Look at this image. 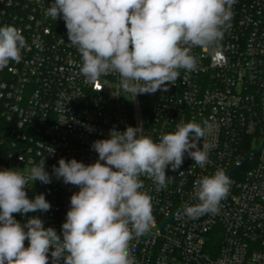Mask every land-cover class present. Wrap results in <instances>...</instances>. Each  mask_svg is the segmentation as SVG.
<instances>
[{"label": "built area", "instance_id": "obj_1", "mask_svg": "<svg viewBox=\"0 0 264 264\" xmlns=\"http://www.w3.org/2000/svg\"><path fill=\"white\" fill-rule=\"evenodd\" d=\"M52 3L0 0V26L20 29L28 45L19 63L0 69V171L26 174L44 161L51 176L49 184L26 188L29 199L44 194L50 210L15 213V219L23 224L38 216L63 239L70 198L79 188L53 174L60 158L94 163L93 142L109 138L113 127L142 126L158 142L180 121L202 127L207 121L204 166L186 152L180 168H166L165 189L141 177L142 191L152 197L153 221L131 242L135 264H264V0H236L223 38L191 49L194 70L180 69L166 92L135 96L122 89L116 73L86 82L62 16L45 14ZM203 143L200 138L198 147ZM217 169L232 181L219 212L184 215L186 205L198 203L194 182Z\"/></svg>", "mask_w": 264, "mask_h": 264}, {"label": "clouds", "instance_id": "obj_2", "mask_svg": "<svg viewBox=\"0 0 264 264\" xmlns=\"http://www.w3.org/2000/svg\"><path fill=\"white\" fill-rule=\"evenodd\" d=\"M235 2L54 0L45 14L54 20L62 16L69 44L80 53L79 72L86 82L94 84L101 76L116 73L122 89L135 96L166 92L168 84L180 77V69L194 70L197 61L191 49L212 46L223 38ZM27 46L20 29L0 26V69L12 61L19 63ZM203 123L202 127L195 121H180L158 142L144 135L142 126H127L123 132L113 127L109 138L93 142L98 154L94 163L60 158L53 174L79 188L70 198L63 239L38 216L22 224L13 215L50 210L44 194L29 199L26 192L30 182H51L44 161L26 174L0 171V264H48L50 249L52 264H135L131 242L153 221L152 197L142 191L141 177L151 179L157 190L165 189L170 181L166 168H180L186 152L195 165L204 166L210 145L205 139L207 121ZM231 183L223 169L197 179L198 203L186 205L183 214L195 219L218 213Z\"/></svg>", "mask_w": 264, "mask_h": 264}, {"label": "rangeland", "instance_id": "obj_3", "mask_svg": "<svg viewBox=\"0 0 264 264\" xmlns=\"http://www.w3.org/2000/svg\"><path fill=\"white\" fill-rule=\"evenodd\" d=\"M22 169H24V168H22Z\"/></svg>", "mask_w": 264, "mask_h": 264}]
</instances>
